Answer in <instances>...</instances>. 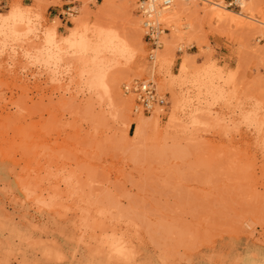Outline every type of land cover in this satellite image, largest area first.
I'll list each match as a JSON object with an SVG mask.
<instances>
[{"label":"rangeland","instance_id":"rangeland-1","mask_svg":"<svg viewBox=\"0 0 264 264\" xmlns=\"http://www.w3.org/2000/svg\"><path fill=\"white\" fill-rule=\"evenodd\" d=\"M107 1L0 0V16L20 5L36 27L13 40L0 35V264H264V140L247 119L259 106L264 115V26L256 22L264 21V0H255L262 7L256 21L204 18L193 38L161 23L164 40L174 43L168 71L141 27L142 75L122 58L110 72L124 79V96H132L125 85L148 80L168 95L158 130L141 144L69 57L54 65L40 54L45 31L57 26L66 37L74 15L135 39L142 0ZM234 1L196 2L205 11L222 4L240 12L228 7ZM50 7L64 9V19ZM186 53L196 68L212 62L233 81L200 115L202 126L179 132L181 124L169 127L171 94L160 84L179 74ZM115 237L127 259L108 260L104 242Z\"/></svg>","mask_w":264,"mask_h":264},{"label":"bare ground","instance_id":"bare-ground-1","mask_svg":"<svg viewBox=\"0 0 264 264\" xmlns=\"http://www.w3.org/2000/svg\"><path fill=\"white\" fill-rule=\"evenodd\" d=\"M160 1L162 0H149V3L156 9ZM196 1L198 0H172L173 4L169 9L157 11L159 23L168 25L177 35L181 34L180 39H183V37L193 38L201 33L204 18L218 25L230 23L242 26L244 20L256 21L254 20L255 12L262 13L261 5L255 0H237L242 9L240 12L229 10L222 4H214L213 9L205 11L203 8H198ZM111 2L108 0L105 6ZM29 14L30 11L24 10L20 5H15L9 15H1L0 35L13 40L21 36L22 32L25 35L34 33L36 27ZM73 17L75 27L66 37L58 36L57 26L45 31L47 47L43 52L40 51V54L47 64L54 65H58L69 57L68 59H71L69 64L76 69L79 77L86 78L88 90L93 95H102L107 98L108 107L117 116L127 118L125 135L140 144L144 143L151 131L158 130L163 115L162 108L156 109L148 118L142 114L134 117L131 113V107L135 105L133 97L124 96L120 91V82L124 79L119 76L110 79L111 69L117 65L116 60L120 58L124 59L126 64L132 63L136 67V73L142 75L143 66L139 65V62L145 50L138 47L137 42H140L143 37L141 20L136 18L133 21L135 39L130 40L110 24L100 22L94 27H89L82 16L74 15ZM256 22L264 26V21ZM163 34L160 39L161 49L156 50L155 54L160 69L168 71L174 56V43L172 40L168 41L167 38L164 40ZM179 52L181 53L182 49ZM155 64V61L152 62L151 75H153L152 72L154 73ZM49 68H52L54 77L59 73L57 67ZM127 76L129 75L126 74L124 78L128 79ZM232 81L233 75L224 76L223 70L212 62L201 69L196 68L189 54L186 53L179 66V74L160 84V88H166L171 94V106L168 113L169 127L175 128L181 124L182 128L176 130L189 132L192 128L202 126L200 115L208 114L211 110L210 106L226 96V87L230 86ZM157 91L161 93L158 86ZM191 92L194 95H191ZM260 109L261 106L258 111L255 109L247 119L254 123L257 135L263 137L264 140V115L259 113ZM182 115L186 119L185 123H183ZM132 125H135V130L131 136L128 134V129ZM104 244L109 247L108 260L120 261L128 258L123 239L116 237L111 240L107 239Z\"/></svg>","mask_w":264,"mask_h":264},{"label":"built area","instance_id":"built-area-1","mask_svg":"<svg viewBox=\"0 0 264 264\" xmlns=\"http://www.w3.org/2000/svg\"><path fill=\"white\" fill-rule=\"evenodd\" d=\"M4 2V0H1ZM172 0L160 1L158 7L154 9L151 7L149 0H142L139 3V14L141 17V27L145 33V41H147L151 47L152 52L161 49L160 39L162 34L166 32L162 29L161 23H159L157 11L166 10L172 6ZM236 6L241 9L240 4L235 0L230 3L228 7ZM71 7L67 8V14L73 13ZM154 57L150 58L154 61ZM126 94L132 95L135 98L134 112L136 114H151L156 109L165 108L167 106V94H162L157 91V85L153 80L148 81H134L124 86Z\"/></svg>","mask_w":264,"mask_h":264},{"label":"crops","instance_id":"crops-1","mask_svg":"<svg viewBox=\"0 0 264 264\" xmlns=\"http://www.w3.org/2000/svg\"><path fill=\"white\" fill-rule=\"evenodd\" d=\"M70 0H63L64 3L68 2ZM49 9H54L56 11V17L58 16L59 19H64L62 18V12L64 11V9H60L58 7H50Z\"/></svg>","mask_w":264,"mask_h":264}]
</instances>
